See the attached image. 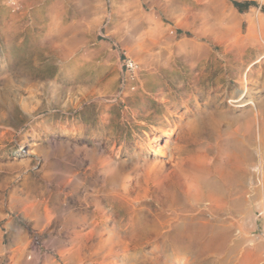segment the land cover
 <instances>
[{"label":"rangeland","instance_id":"rangeland-1","mask_svg":"<svg viewBox=\"0 0 264 264\" xmlns=\"http://www.w3.org/2000/svg\"><path fill=\"white\" fill-rule=\"evenodd\" d=\"M260 119L264 0H0V264H264Z\"/></svg>","mask_w":264,"mask_h":264},{"label":"bare ground","instance_id":"bare-ground-1","mask_svg":"<svg viewBox=\"0 0 264 264\" xmlns=\"http://www.w3.org/2000/svg\"><path fill=\"white\" fill-rule=\"evenodd\" d=\"M247 79V78H246ZM245 81V80H244ZM241 97V96H240ZM233 102H246L245 101V99L244 98H238V100H235V101H233ZM261 122H264V121H262L261 119L259 120V128H260V130H261V128H262V124H261ZM263 129V128H262ZM260 138V137H259Z\"/></svg>","mask_w":264,"mask_h":264},{"label":"trees","instance_id":"trees-1","mask_svg":"<svg viewBox=\"0 0 264 264\" xmlns=\"http://www.w3.org/2000/svg\"><path fill=\"white\" fill-rule=\"evenodd\" d=\"M238 5H240V6H249V5H252V4H254V2L253 1H249V2H245V3H237Z\"/></svg>","mask_w":264,"mask_h":264}]
</instances>
